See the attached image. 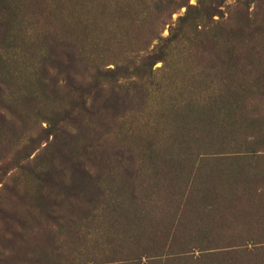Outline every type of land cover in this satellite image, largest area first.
Returning <instances> with one entry per match:
<instances>
[{
	"label": "rangeland",
	"instance_id": "1",
	"mask_svg": "<svg viewBox=\"0 0 264 264\" xmlns=\"http://www.w3.org/2000/svg\"><path fill=\"white\" fill-rule=\"evenodd\" d=\"M127 1L0 0V264H264V0H172L224 32L149 76L186 6Z\"/></svg>",
	"mask_w": 264,
	"mask_h": 264
},
{
	"label": "trees",
	"instance_id": "2",
	"mask_svg": "<svg viewBox=\"0 0 264 264\" xmlns=\"http://www.w3.org/2000/svg\"><path fill=\"white\" fill-rule=\"evenodd\" d=\"M154 2L155 7L158 9V13L162 15H170V10L168 12V8L174 7V10H177L181 5L186 6V11L183 16H179L174 23H171L169 26V35L166 39L158 38V45L154 48H156V51L152 50L151 52L146 54V57H144L145 64H143L140 68H137L136 71L138 72H144V75H152V61H155L157 59H160L161 56L164 54V51L166 47L169 45L179 42L181 40H185L187 37L192 39V37L196 36H203V37H216L221 36L224 32L223 30L217 29L215 24H217L213 17L215 14L219 16V18L223 19L224 13L219 12L217 10H212L211 7L209 8H197V7H191L186 2H182L181 4L177 5L172 0H151ZM95 5L98 6V1L96 0ZM177 5V6H176ZM99 7V6H98ZM171 9V8H170ZM79 10V9H78ZM96 10H100L101 12H108L117 13L121 17L124 14H128L131 12L130 4L127 0H117V2H100V7ZM91 14H88V21L91 20ZM105 18L101 20L104 21ZM121 19V18H117ZM229 20V19H226ZM103 23V22H102ZM241 23V21H239ZM199 28V30H198ZM188 30H191L190 33H188ZM136 43V41L134 42ZM137 44V43H136ZM56 46H60V49L56 48L57 56L52 61V64L55 69L58 70V72L64 73L66 77V82L68 86H72V84H69L72 82V74H75V70L73 67V59L74 55L73 52H69L68 47L66 44L64 45L63 42L58 43ZM146 47H144L140 51H146ZM58 50V51H57ZM65 62L67 64H65ZM125 71V70H124ZM113 72V71H110ZM112 76V75H111ZM52 82V81H51ZM99 81L96 80V78H93V85L89 91L86 93L94 92L95 93V102L99 98H104L102 96V90L98 89ZM67 86V87H68ZM81 90L80 87H78L75 91ZM84 90H82V93ZM107 100V99H106ZM105 100V101H106Z\"/></svg>",
	"mask_w": 264,
	"mask_h": 264
}]
</instances>
